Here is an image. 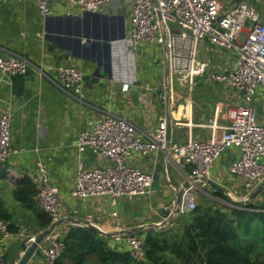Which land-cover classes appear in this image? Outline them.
Segmentation results:
<instances>
[{
    "label": "crops",
    "instance_id": "0c3cea01",
    "mask_svg": "<svg viewBox=\"0 0 264 264\" xmlns=\"http://www.w3.org/2000/svg\"><path fill=\"white\" fill-rule=\"evenodd\" d=\"M36 1L2 0L0 57L18 55L37 68L75 67L84 74L83 99L64 93L50 72L39 76L30 70L25 76L12 79L0 74V111L11 113V147L16 150L7 162L0 163V214L9 216L7 224L17 226L15 235L43 232L34 221V213L14 196L17 184L24 179L30 180L37 191L38 165L43 163L51 183L59 191L65 213L91 222L107 234H116L104 236L110 248H126L123 235H117L125 230L145 226L142 231L130 234L143 237L148 231L182 226L189 213H179L170 223L159 227L166 220L162 212H171L177 190L190 180L191 168L167 161L161 152L145 157L134 154L129 160L153 175L149 195L122 198L116 205L107 197L83 201L72 198L78 161L85 169L107 165L90 150H77L78 134L88 129L91 121L111 113L127 119L141 134L152 133L159 119L166 118L172 143L208 139L210 126L226 125L228 110L240 104L236 90L212 80L214 74L231 71L235 53L201 42L199 58L206 62V70L192 83L179 78L170 83L161 47L144 43L129 54L127 46L119 42L129 34L128 7L117 8L112 3L97 13L83 14L66 0H51V15L45 20L37 11ZM219 1L226 9L240 1L248 3L247 0ZM254 1L248 3L253 8ZM257 12L264 19V13ZM114 52L121 57L120 66L113 65ZM238 156L235 147L221 154L210 180L198 184L197 205L218 203L237 207L249 202L264 205V181L251 190V197L247 194L250 191L241 187L240 180L230 175L229 168ZM72 226L86 227L62 225L53 234L65 235L63 230ZM46 245L48 242H43ZM23 254L21 241L15 236L8 244L0 245V264H16ZM28 264H43L41 254L36 252Z\"/></svg>",
    "mask_w": 264,
    "mask_h": 264
},
{
    "label": "built area",
    "instance_id": "2783aa9c",
    "mask_svg": "<svg viewBox=\"0 0 264 264\" xmlns=\"http://www.w3.org/2000/svg\"><path fill=\"white\" fill-rule=\"evenodd\" d=\"M49 1H36L37 11L45 20L51 15ZM66 2L78 7L83 14L97 13L101 7L112 3L117 8L128 7L131 16L129 34L119 42L127 46L129 54H133L144 43L161 47L165 53L170 83L175 77L192 83L206 70V62L198 56L201 42L232 50L236 55L233 68L230 72L212 75V80L236 90L240 96V104L227 112V124L220 127L213 123L210 126V137L206 140L189 139L181 144L170 142L169 122L166 118H160L150 134H141L127 119L111 113L91 121L89 128L78 134L77 150H90L107 165L85 169L78 161L71 190L72 198L83 201L107 197L112 205H116L122 198L149 195L153 175L129 162L134 154L145 157L161 152L167 161L191 168L190 180L186 187L181 188V203L177 207L179 213L195 210L198 184H206L210 180L215 162L230 147L239 150V156L230 166L229 173L240 180L241 187L251 191L264 181V120L258 122L254 106L257 91L264 89V19L253 7L240 1L226 9L219 0ZM1 3L2 0L0 7ZM242 34L245 37L241 41ZM112 57L113 65H119V53L114 52ZM30 70L39 76H46V72L53 73L57 85L64 93L82 101L84 74L75 67L57 65L37 68L18 55L0 57L2 77L12 79L25 76ZM123 88L126 89L127 85ZM15 153L16 150L11 147V113L0 111V163L7 162ZM38 182L34 200L49 216L51 225L63 218L72 217L65 213L59 191L51 183L43 163L38 165ZM68 230L65 228L63 233L66 234ZM40 234L15 235L9 230L7 222L0 219L1 246L16 236L25 253ZM63 235L52 233L45 240L48 245H39L37 252L41 254L43 264H55L63 255L66 250ZM121 238L131 258L145 261L142 236L125 235Z\"/></svg>",
    "mask_w": 264,
    "mask_h": 264
},
{
    "label": "trees",
    "instance_id": "16d2710c",
    "mask_svg": "<svg viewBox=\"0 0 264 264\" xmlns=\"http://www.w3.org/2000/svg\"><path fill=\"white\" fill-rule=\"evenodd\" d=\"M35 193L28 179L14 190L15 199L34 213L44 231L51 221L35 202ZM0 219L9 222V216L0 214ZM8 228L17 232L12 223ZM62 239L66 250L55 264H264V205H197L182 226L143 235L145 261L131 258L125 247L110 248L108 239L89 227H69Z\"/></svg>",
    "mask_w": 264,
    "mask_h": 264
},
{
    "label": "water",
    "instance_id": "95a60500",
    "mask_svg": "<svg viewBox=\"0 0 264 264\" xmlns=\"http://www.w3.org/2000/svg\"><path fill=\"white\" fill-rule=\"evenodd\" d=\"M186 186H187V184L184 187H186ZM219 190L222 192V190L220 188H219ZM182 193H183L182 189L177 190L176 201H175V203L173 205V210L171 212L168 211V210L162 212V216L166 220L159 227L170 223L172 221L173 217L175 215L179 214V210H178L177 207L181 203ZM255 196H256V194L253 197H255ZM62 225L86 226V227H89L92 230H94L96 233H98V234H100L102 236H106V237H112V236L116 235V234H107V233L103 232L102 230H100L96 225H94L91 222L77 220V219L72 218V217L63 218V219L57 221L56 223H54L53 225H51L49 228H47L43 232H41V234L37 238L36 242L33 243L25 251L23 256L19 259V261L16 264H28L29 261L34 256V254L37 252L39 245H41L46 240V238H48L57 228H59ZM155 227H158V226H155ZM144 228H145V226H141V227L133 228L131 230H125V231L119 232V234H117V235L125 236V235H130V234H136V233L142 231Z\"/></svg>",
    "mask_w": 264,
    "mask_h": 264
},
{
    "label": "rangeland",
    "instance_id": "374dc122",
    "mask_svg": "<svg viewBox=\"0 0 264 264\" xmlns=\"http://www.w3.org/2000/svg\"><path fill=\"white\" fill-rule=\"evenodd\" d=\"M248 1V3L249 4H251L252 3V1H254V0H247ZM258 1L260 2L259 4H258ZM258 1H254V3L255 4H253V5H255V9L258 11H260L261 13L263 12L264 13V0H258ZM245 37V35L244 34H242V36H241V38H240V40L242 41V39ZM200 45H201V43L199 44V46H198V56H199V54H200V52H199V47H200ZM232 51V50H231ZM174 80L175 79H177L176 77L175 78H173ZM174 85H176V87H177V82L175 81L174 82ZM263 104H264V89H259L258 91H257V99L254 101V106H255V110H256V118H257V120H258V122H261V121H263L264 120V107H263ZM252 191H250V192H248L247 194L250 196L251 195V197H252V194L253 193H251ZM197 193H198V191H197ZM199 195V193L197 194V196ZM198 203V202H197Z\"/></svg>",
    "mask_w": 264,
    "mask_h": 264
}]
</instances>
